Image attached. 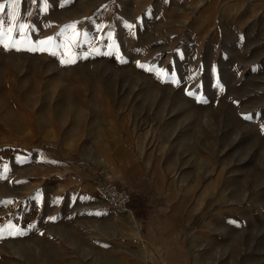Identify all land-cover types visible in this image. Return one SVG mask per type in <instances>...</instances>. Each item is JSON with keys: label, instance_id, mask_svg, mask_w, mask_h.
Segmentation results:
<instances>
[{"label": "rangeland", "instance_id": "374dc122", "mask_svg": "<svg viewBox=\"0 0 264 264\" xmlns=\"http://www.w3.org/2000/svg\"><path fill=\"white\" fill-rule=\"evenodd\" d=\"M11 3L0 264H264V0Z\"/></svg>", "mask_w": 264, "mask_h": 264}, {"label": "crops", "instance_id": "0c3cea01", "mask_svg": "<svg viewBox=\"0 0 264 264\" xmlns=\"http://www.w3.org/2000/svg\"><path fill=\"white\" fill-rule=\"evenodd\" d=\"M118 176H119V178H117L115 180H117L121 186H124L125 188H127L131 191V199L129 202H131V200H132V192L134 189L140 191L141 189L147 188V183H145L143 181L142 177L139 174L133 173L132 170L120 171ZM96 197H97L96 203L97 204L101 203L102 199L100 198V196L98 194H96ZM125 210H127V212L120 213L117 215H119L120 217H122L123 219H125L131 223L132 226L128 229V231L131 235L137 234L138 233L137 228H135L136 227V225H135L136 216L134 213L135 208L133 205L132 206L130 205L127 208H125ZM140 248H142V247H140ZM141 251L143 252V254H146L148 257H151L150 253L147 250L142 249ZM158 254H160V261L162 264H177L176 262L171 261L168 253L166 252V249H164V248L159 249L158 248Z\"/></svg>", "mask_w": 264, "mask_h": 264}, {"label": "built area", "instance_id": "2783aa9c", "mask_svg": "<svg viewBox=\"0 0 264 264\" xmlns=\"http://www.w3.org/2000/svg\"><path fill=\"white\" fill-rule=\"evenodd\" d=\"M97 188L113 208H125L131 199V191L110 178L99 179Z\"/></svg>", "mask_w": 264, "mask_h": 264}, {"label": "snow or ice", "instance_id": "6c2138e0", "mask_svg": "<svg viewBox=\"0 0 264 264\" xmlns=\"http://www.w3.org/2000/svg\"><path fill=\"white\" fill-rule=\"evenodd\" d=\"M18 4H19V0H12L11 7L15 9L18 7ZM4 10H5V5L0 4V13L4 12ZM16 18L17 17L15 14H10L11 21L14 22L16 20ZM5 23H6V21L4 20V18L2 16H0V36H5L8 33L13 32V30H14L12 27L5 28ZM23 27H24V25L21 24L18 26V28L16 30L17 31L21 30V29H23Z\"/></svg>", "mask_w": 264, "mask_h": 264}, {"label": "bare ground", "instance_id": "6f19581e", "mask_svg": "<svg viewBox=\"0 0 264 264\" xmlns=\"http://www.w3.org/2000/svg\"><path fill=\"white\" fill-rule=\"evenodd\" d=\"M101 193V192H100ZM102 194V193H101ZM102 196H103V194H102ZM104 197V196H103Z\"/></svg>", "mask_w": 264, "mask_h": 264}]
</instances>
